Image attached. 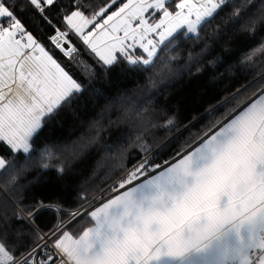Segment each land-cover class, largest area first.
Masks as SVG:
<instances>
[{
	"label": "snow or ice",
	"instance_id": "1",
	"mask_svg": "<svg viewBox=\"0 0 264 264\" xmlns=\"http://www.w3.org/2000/svg\"><path fill=\"white\" fill-rule=\"evenodd\" d=\"M57 2L0 0V142L13 159L23 155L26 165L46 139L47 121L84 92L21 19L22 12L31 9L52 25L46 12ZM117 2L70 0L59 10L60 26L52 25L50 43L65 57H73L80 53L75 38L105 73L122 63L129 70H147L178 38L199 41L202 28L227 0H178L174 9L171 0H125L116 7ZM252 3L241 0L233 20H240ZM260 21L264 9L238 31L254 33ZM207 51L205 42L201 55ZM189 59H195L191 53ZM258 59L264 67V43L241 63L252 66ZM262 81L264 72L258 71L254 83L259 87L250 96L166 160L157 161L151 145L138 134L143 158L109 189L114 195L67 213V222L60 220L41 232L31 210L13 213L20 222L16 228L6 214L0 216V264H264ZM151 83L154 87L156 80ZM175 124L169 118L162 127L170 131ZM40 156L44 169H52L50 161L59 159L47 144ZM10 165L0 156V175L9 174ZM64 170L63 163L55 167L58 177ZM15 182L13 175L10 183ZM80 199L87 201L86 196ZM84 217L88 226L79 234L69 230Z\"/></svg>",
	"mask_w": 264,
	"mask_h": 264
},
{
	"label": "trees",
	"instance_id": "2",
	"mask_svg": "<svg viewBox=\"0 0 264 264\" xmlns=\"http://www.w3.org/2000/svg\"><path fill=\"white\" fill-rule=\"evenodd\" d=\"M94 2L100 5L103 0ZM176 2L171 0L173 9ZM69 3L58 0L47 9L52 25L60 26L59 10ZM240 4L241 0L228 1L211 24L202 28L199 41L178 38L175 46L162 51L160 59L147 70H129L122 63L107 73L75 38L80 53L65 57L49 41L53 26L31 9L22 12L26 29L82 84L84 92L47 121L46 139L33 151L30 164H25L23 155L13 159L8 146L0 142V156L11 161L9 174L0 175V216L7 215L11 228L20 223L13 213L24 209L25 215L27 210L35 213V225L41 232L49 231L60 220H66L67 213L91 200L89 207L111 193L100 194L143 158L138 134L151 145L157 161L166 160L185 141L192 142L250 96L259 87L252 81L258 71L264 72V67L260 59L252 66L241 61L264 43V21L255 25L254 33H240L238 29L249 17L260 15L264 0H253L235 21L232 12ZM205 42L208 51L201 55ZM189 53L195 59L190 60ZM173 56L176 59L169 60ZM86 69L94 74L90 76ZM152 79L156 80L154 87ZM250 82L252 87H248ZM238 89L240 93L233 98ZM169 118L176 122L170 131L162 127ZM45 144L59 154V159L50 161L52 169L41 167L45 161L40 151ZM66 146L68 151L64 150ZM61 163L65 170L58 177L55 167ZM13 175L16 182L10 183ZM10 243H15L11 236Z\"/></svg>",
	"mask_w": 264,
	"mask_h": 264
},
{
	"label": "crops",
	"instance_id": "3",
	"mask_svg": "<svg viewBox=\"0 0 264 264\" xmlns=\"http://www.w3.org/2000/svg\"><path fill=\"white\" fill-rule=\"evenodd\" d=\"M123 2H125V0H122L120 3H123ZM120 3H118V4L116 5V7H119ZM112 10H115V8H113ZM137 54H139V53H137ZM252 82H254V81H252ZM250 83H251V82H250ZM263 84H264V82H263ZM252 92H253V91H252ZM110 195H114V193H110L109 195H107V196L104 197V198L107 199L108 196H110ZM99 202H100V200H98L97 202H95V203L92 204L91 206H96V204H98ZM87 207H88V206H87ZM86 226H88V218H87V217H84L83 219H79L78 222L74 223V224L72 225V227H71L69 230L72 231V232L75 233V234H79V233L82 231V229H83L84 227H86Z\"/></svg>",
	"mask_w": 264,
	"mask_h": 264
},
{
	"label": "rangeland",
	"instance_id": "4",
	"mask_svg": "<svg viewBox=\"0 0 264 264\" xmlns=\"http://www.w3.org/2000/svg\"><path fill=\"white\" fill-rule=\"evenodd\" d=\"M228 1H231V0H227V2H228ZM117 181H118V180H117ZM117 181H114L112 184L108 185V186H107V187H106V188H105L100 194H102V193L105 192V191L110 192L109 189H110V188H111V187H112ZM100 194H98L97 196H95V198L98 197ZM93 199H94V198H93ZM93 199H92V200H93ZM90 201H91V200L87 201L86 204L82 205L79 209L85 208L84 206H85V205H88ZM68 220H69V217H68L66 220H64V221L67 222Z\"/></svg>",
	"mask_w": 264,
	"mask_h": 264
},
{
	"label": "built area",
	"instance_id": "5",
	"mask_svg": "<svg viewBox=\"0 0 264 264\" xmlns=\"http://www.w3.org/2000/svg\"><path fill=\"white\" fill-rule=\"evenodd\" d=\"M87 205H85L84 207H86Z\"/></svg>",
	"mask_w": 264,
	"mask_h": 264
}]
</instances>
